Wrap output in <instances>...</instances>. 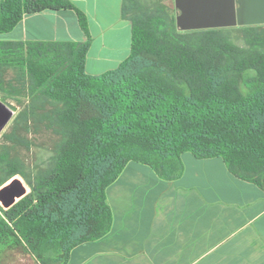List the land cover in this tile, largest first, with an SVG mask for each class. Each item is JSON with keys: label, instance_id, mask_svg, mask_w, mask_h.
I'll list each match as a JSON object with an SVG mask.
<instances>
[{"label": "trees", "instance_id": "trees-1", "mask_svg": "<svg viewBox=\"0 0 264 264\" xmlns=\"http://www.w3.org/2000/svg\"><path fill=\"white\" fill-rule=\"evenodd\" d=\"M135 2L123 4L131 53L101 74L87 72L88 42L0 40V93L32 97L31 114L42 110L62 138L32 193L0 213V255L24 247L37 264H67L74 247L111 229L106 189L130 161L172 180L185 152L221 157L264 189V27L245 26L242 46L221 28H163L167 12ZM62 9L74 10L88 34L87 15L71 0H0V33L26 14Z\"/></svg>", "mask_w": 264, "mask_h": 264}, {"label": "crops", "instance_id": "crops-1", "mask_svg": "<svg viewBox=\"0 0 264 264\" xmlns=\"http://www.w3.org/2000/svg\"><path fill=\"white\" fill-rule=\"evenodd\" d=\"M71 1L87 15L88 34L74 10H45L26 14L0 40L88 42L87 72L116 68L132 46L125 0ZM182 161L172 180L128 162L106 189L111 229L74 247L67 264H264V189L234 175L221 157L188 151Z\"/></svg>", "mask_w": 264, "mask_h": 264}, {"label": "rangeland", "instance_id": "rangeland-1", "mask_svg": "<svg viewBox=\"0 0 264 264\" xmlns=\"http://www.w3.org/2000/svg\"><path fill=\"white\" fill-rule=\"evenodd\" d=\"M134 4L144 12H167L169 17L164 19L163 28H168L170 23H176L177 9L174 0H136ZM260 26L264 27V25ZM244 27H224L221 28V33L230 41L245 46L247 37ZM178 31L182 30L178 29ZM13 75L14 71L10 69L8 76ZM0 101L14 111L13 116L0 132V181L4 180L0 188L17 179L26 189V194L23 196L25 197L33 191L30 181H33L38 171L47 165L57 151L62 138L48 126L47 121H44L42 110H36L34 116L31 114L32 97L29 95L15 98L0 93ZM36 104L41 105L39 102ZM43 107L50 109L51 104L44 103ZM14 170L18 173L10 176L9 173ZM9 208L0 200V213ZM0 264H37V262L24 247H14L7 248L1 253Z\"/></svg>", "mask_w": 264, "mask_h": 264}, {"label": "water", "instance_id": "water-1", "mask_svg": "<svg viewBox=\"0 0 264 264\" xmlns=\"http://www.w3.org/2000/svg\"><path fill=\"white\" fill-rule=\"evenodd\" d=\"M176 24L182 31L212 28L264 25V0H174ZM14 111L0 101V132ZM26 194L25 187L15 179L0 188V200L5 207L13 206Z\"/></svg>", "mask_w": 264, "mask_h": 264}]
</instances>
